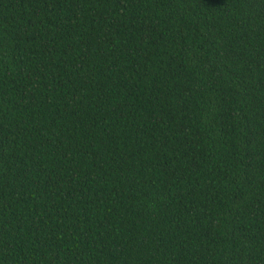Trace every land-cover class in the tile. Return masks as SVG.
<instances>
[{
  "label": "trees",
  "instance_id": "1",
  "mask_svg": "<svg viewBox=\"0 0 264 264\" xmlns=\"http://www.w3.org/2000/svg\"><path fill=\"white\" fill-rule=\"evenodd\" d=\"M0 264H264V0H0Z\"/></svg>",
  "mask_w": 264,
  "mask_h": 264
}]
</instances>
